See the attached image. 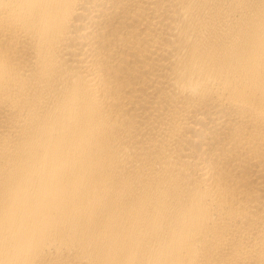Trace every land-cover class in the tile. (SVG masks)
I'll list each match as a JSON object with an SVG mask.
<instances>
[{
    "label": "bare ground",
    "instance_id": "1",
    "mask_svg": "<svg viewBox=\"0 0 264 264\" xmlns=\"http://www.w3.org/2000/svg\"><path fill=\"white\" fill-rule=\"evenodd\" d=\"M0 264H264V0H0Z\"/></svg>",
    "mask_w": 264,
    "mask_h": 264
}]
</instances>
